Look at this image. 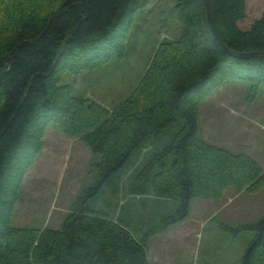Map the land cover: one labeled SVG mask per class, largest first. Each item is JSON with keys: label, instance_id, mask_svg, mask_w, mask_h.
<instances>
[{"label": "trees", "instance_id": "1", "mask_svg": "<svg viewBox=\"0 0 264 264\" xmlns=\"http://www.w3.org/2000/svg\"><path fill=\"white\" fill-rule=\"evenodd\" d=\"M152 1L60 0L39 17L17 3L1 10L0 264H157L148 255L152 238L184 221L194 199H220L229 187L264 192V170L256 160L201 134L200 105L226 80L247 82L256 97L264 87V58L223 51L210 32L203 0L179 1L180 36L161 43L137 87L112 111L62 83L67 73L77 76L124 57L137 13ZM211 1L217 32L229 49L264 51V10L244 25L248 0ZM177 123L172 140L141 166L144 174L157 168L151 176L157 196L179 191V203L137 239L124 215L97 208V196L152 135ZM50 125L100 156L92 165L96 183L60 227H17L13 214L22 183ZM239 229L253 235L240 264H264V215Z\"/></svg>", "mask_w": 264, "mask_h": 264}, {"label": "rangeland", "instance_id": "2", "mask_svg": "<svg viewBox=\"0 0 264 264\" xmlns=\"http://www.w3.org/2000/svg\"><path fill=\"white\" fill-rule=\"evenodd\" d=\"M179 1L153 0L137 13L124 57L81 71L77 76L67 73L62 83L72 85L77 95L91 98L112 111L137 87L161 43L173 42L180 36L182 24L175 13ZM59 2L0 0V14L5 4L17 3V8L25 5L26 13L31 11L39 17L54 10ZM247 2L249 19L244 25L264 10V0ZM248 86L247 82L234 79L222 83L200 105V130L207 142L233 154L249 155L264 170V87L256 97ZM178 127L177 123L152 135L133 158L135 163H128L115 174L97 196V208L112 217L124 215L137 239L160 224L161 218L173 212L179 203V191L157 196L151 185L152 173L157 168L144 174L141 166L142 161L172 140ZM99 159L79 137L68 136L50 125L42 151L22 183L13 224L41 230L58 227L83 191L95 185L97 174L92 165ZM167 161H172V155ZM263 215V190L251 193L229 187L220 199L196 198L184 221L152 238L149 258L161 264H240L253 235L239 227L255 223Z\"/></svg>", "mask_w": 264, "mask_h": 264}, {"label": "water", "instance_id": "3", "mask_svg": "<svg viewBox=\"0 0 264 264\" xmlns=\"http://www.w3.org/2000/svg\"><path fill=\"white\" fill-rule=\"evenodd\" d=\"M206 8V17H207V23L210 29V32L212 34V37L214 41L230 56L240 58V59H247L252 57H263L264 58V51L260 52H237L229 49L222 39L220 38L214 21V15H213V6L211 0H203Z\"/></svg>", "mask_w": 264, "mask_h": 264}, {"label": "crops", "instance_id": "4", "mask_svg": "<svg viewBox=\"0 0 264 264\" xmlns=\"http://www.w3.org/2000/svg\"><path fill=\"white\" fill-rule=\"evenodd\" d=\"M61 224H62V222H61ZM61 224H60V225H61ZM60 225H59V226H60ZM59 226H58V227H59ZM58 227H54V228H58ZM152 250L154 251V255H155V257H156L157 255L155 254V249H152ZM154 260H155V259H154ZM154 262H155V261H154ZM155 263H157V264H161V263H160V262H158V261H157V262H155Z\"/></svg>", "mask_w": 264, "mask_h": 264}]
</instances>
